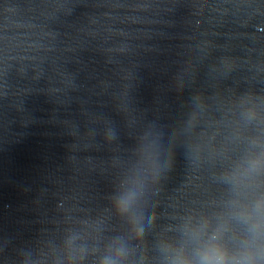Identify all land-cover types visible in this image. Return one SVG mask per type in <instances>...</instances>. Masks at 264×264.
<instances>
[{"label": "water", "instance_id": "1", "mask_svg": "<svg viewBox=\"0 0 264 264\" xmlns=\"http://www.w3.org/2000/svg\"><path fill=\"white\" fill-rule=\"evenodd\" d=\"M209 243L264 264V0H0V264Z\"/></svg>", "mask_w": 264, "mask_h": 264}, {"label": "clouds", "instance_id": "2", "mask_svg": "<svg viewBox=\"0 0 264 264\" xmlns=\"http://www.w3.org/2000/svg\"><path fill=\"white\" fill-rule=\"evenodd\" d=\"M121 212L127 211L128 201L122 200L119 205ZM258 225H253L255 231ZM141 228L138 232L142 234ZM216 238L213 237V240ZM198 260L192 261L191 264H256L255 258L251 254H245L242 257H230L227 250L220 243H209L205 245L198 253ZM102 264H115L110 257H106Z\"/></svg>", "mask_w": 264, "mask_h": 264}]
</instances>
